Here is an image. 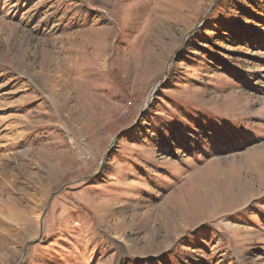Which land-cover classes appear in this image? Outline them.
I'll list each match as a JSON object with an SVG mask.
<instances>
[{"label": "rangeland", "instance_id": "1", "mask_svg": "<svg viewBox=\"0 0 264 264\" xmlns=\"http://www.w3.org/2000/svg\"><path fill=\"white\" fill-rule=\"evenodd\" d=\"M0 264H264V0H0Z\"/></svg>", "mask_w": 264, "mask_h": 264}, {"label": "water", "instance_id": "2", "mask_svg": "<svg viewBox=\"0 0 264 264\" xmlns=\"http://www.w3.org/2000/svg\"><path fill=\"white\" fill-rule=\"evenodd\" d=\"M157 87H158V86H157ZM152 97H153V92H151L150 95H149V98H150V99H151ZM119 135H120V133L116 135L115 140L119 137ZM115 140H114V141H115ZM28 245H29V243L26 245L25 248H27Z\"/></svg>", "mask_w": 264, "mask_h": 264}, {"label": "bare ground", "instance_id": "3", "mask_svg": "<svg viewBox=\"0 0 264 264\" xmlns=\"http://www.w3.org/2000/svg\"><path fill=\"white\" fill-rule=\"evenodd\" d=\"M168 1H171V0H168ZM168 5V4H167ZM170 7V6H169Z\"/></svg>", "mask_w": 264, "mask_h": 264}]
</instances>
